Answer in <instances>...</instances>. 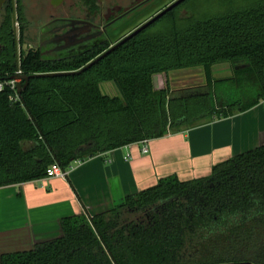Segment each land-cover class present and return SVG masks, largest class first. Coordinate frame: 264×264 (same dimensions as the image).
Instances as JSON below:
<instances>
[{"label":"trees","instance_id":"obj_1","mask_svg":"<svg viewBox=\"0 0 264 264\" xmlns=\"http://www.w3.org/2000/svg\"><path fill=\"white\" fill-rule=\"evenodd\" d=\"M188 1L86 71L43 78L35 76L79 71L112 43L71 61H45L22 49V2L8 0L0 10V82L17 71L30 80L20 96L8 86L0 92V189L45 179L53 164L67 171L263 102L264 0H210L216 13L203 17L180 14ZM226 65L229 75L214 78V67ZM193 70L202 71V84L170 86V74ZM102 83L118 95L103 94ZM60 226L59 238L4 254L0 264H264V144L207 177L160 178L103 213Z\"/></svg>","mask_w":264,"mask_h":264},{"label":"crops","instance_id":"obj_2","mask_svg":"<svg viewBox=\"0 0 264 264\" xmlns=\"http://www.w3.org/2000/svg\"><path fill=\"white\" fill-rule=\"evenodd\" d=\"M262 144L264 101L227 119L73 163L64 179L2 188L0 257L59 238L64 218H91L154 186L160 178L207 177L213 166ZM143 146L147 154H142Z\"/></svg>","mask_w":264,"mask_h":264},{"label":"flooded vegetation","instance_id":"obj_3","mask_svg":"<svg viewBox=\"0 0 264 264\" xmlns=\"http://www.w3.org/2000/svg\"><path fill=\"white\" fill-rule=\"evenodd\" d=\"M146 1L135 0L132 6L122 9L118 5L104 6L106 0H69L53 8L48 0L49 10L58 13L44 14L46 18L37 30V47L29 49L39 51L45 61H71L90 55L112 43L109 46L111 48L132 32H126V29L131 21L149 6L144 4ZM153 1L155 0L150 3ZM69 2L71 4L65 6ZM38 15L43 16L41 12H38ZM17 25L14 23L15 30Z\"/></svg>","mask_w":264,"mask_h":264},{"label":"rangeland","instance_id":"obj_4","mask_svg":"<svg viewBox=\"0 0 264 264\" xmlns=\"http://www.w3.org/2000/svg\"><path fill=\"white\" fill-rule=\"evenodd\" d=\"M172 0H155L149 4V6L142 10L138 16L135 17V20L131 21L129 27L126 29L127 31H132L142 23H144L147 19H149L152 15H154L157 11L162 9L166 4L171 2ZM22 7L24 10V14L27 21V27L25 30L24 41L22 49L26 51L28 48H36L37 47V30L40 25L46 18L44 15L46 12L51 14H56L58 12H54L50 7H48V0H43L42 2H38L37 0H21ZM135 3V0H106L104 6L118 5L121 6L122 9L132 6ZM71 4L69 2L65 6ZM216 4L215 2H210V0H191L181 8L180 14L182 16H186L189 13H193L195 16L203 17L204 15H208L209 13H216ZM64 10V9H63ZM59 11V10H58ZM38 12H41L42 15H38ZM2 19V11L0 12V20ZM19 26H16V31H18ZM230 72L229 66H218L213 69V76L216 79L227 77ZM168 80L170 82V86L173 89L185 88L187 86H197L202 83L203 75L201 70H193L187 72H177L169 75ZM165 77L161 76L156 78V87H161L165 85ZM100 90L103 94L108 96H117L118 91L116 87L112 83H102L100 85ZM75 164V163H74Z\"/></svg>","mask_w":264,"mask_h":264},{"label":"water","instance_id":"obj_5","mask_svg":"<svg viewBox=\"0 0 264 264\" xmlns=\"http://www.w3.org/2000/svg\"><path fill=\"white\" fill-rule=\"evenodd\" d=\"M7 1L8 0H0V10H1L2 6ZM49 1H50V5L53 8H57L60 5H62L63 3L69 1V0H49ZM99 1L102 2V1H105V0H99ZM150 1L151 0H147L144 4H147V5L150 4ZM184 1H186V0H175L170 5H168L166 8H164L162 11H160L159 13H157L156 15H154L152 18H150L149 20H147L145 23H143L141 26H139L138 28H136L134 31H132L130 34H128L126 37H124L122 40H120L119 42H117L115 45H113L111 48H109L106 52H104L102 55H100L98 58H96L95 60H93L92 62H90L89 64H87L85 67H83L79 71H76V72H66V73L42 74V75H37L35 77H43V78H46V77L68 76V75L80 74V73L86 71L91 66H93L95 63H97L98 61H100L101 59H103L104 57H106L107 55H109L110 53H112L115 49H117L118 47H120L121 45H123L126 41H128L129 39H131L135 35L139 34L141 31H143L146 28H148L150 25H152L153 23H155L157 20H159L161 17H163L166 13L170 12L171 10H173L174 8H176L177 6H179ZM11 80H18L19 81L18 84L16 85V93H17L18 96H20L21 92L29 84L30 77H21V76L15 75V76H13L11 78ZM202 82H203V80H202ZM198 85H200V84H198ZM187 87H192V86H187ZM89 221H90V219H89ZM231 264H252V263L246 262V263H231Z\"/></svg>","mask_w":264,"mask_h":264},{"label":"built area","instance_id":"obj_6","mask_svg":"<svg viewBox=\"0 0 264 264\" xmlns=\"http://www.w3.org/2000/svg\"><path fill=\"white\" fill-rule=\"evenodd\" d=\"M15 75L17 76H21L22 74L20 71H17L15 73ZM18 80H9L5 83H1L0 82V92L3 91V89L8 86L12 91H14L16 93V85L18 84ZM17 94V93H16ZM145 142H141L140 144L144 145ZM142 154H147L148 150L145 146H143L142 150H141ZM67 171L62 170L58 164H53L51 165L48 170L46 171V178L45 179H64L67 176Z\"/></svg>","mask_w":264,"mask_h":264}]
</instances>
